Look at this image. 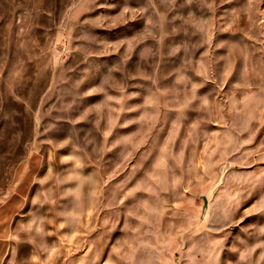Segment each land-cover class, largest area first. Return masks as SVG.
I'll return each mask as SVG.
<instances>
[{
    "label": "rangeland",
    "instance_id": "1",
    "mask_svg": "<svg viewBox=\"0 0 264 264\" xmlns=\"http://www.w3.org/2000/svg\"><path fill=\"white\" fill-rule=\"evenodd\" d=\"M0 264H264V0H0Z\"/></svg>",
    "mask_w": 264,
    "mask_h": 264
}]
</instances>
